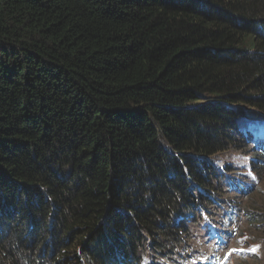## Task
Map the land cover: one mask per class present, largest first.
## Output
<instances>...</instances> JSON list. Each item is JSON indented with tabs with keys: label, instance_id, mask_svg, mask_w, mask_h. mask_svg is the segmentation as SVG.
I'll return each instance as SVG.
<instances>
[{
	"label": "trees",
	"instance_id": "obj_1",
	"mask_svg": "<svg viewBox=\"0 0 264 264\" xmlns=\"http://www.w3.org/2000/svg\"><path fill=\"white\" fill-rule=\"evenodd\" d=\"M263 171L264 0H0V264H191Z\"/></svg>",
	"mask_w": 264,
	"mask_h": 264
},
{
	"label": "rangeland",
	"instance_id": "obj_2",
	"mask_svg": "<svg viewBox=\"0 0 264 264\" xmlns=\"http://www.w3.org/2000/svg\"><path fill=\"white\" fill-rule=\"evenodd\" d=\"M221 163H223V161H221ZM250 173L253 177L257 176L256 173H254L253 171H250ZM259 176L262 178V185L260 190L256 193L251 194L246 199H242L244 203L246 202L244 206L250 212H253L254 220L257 218L264 217V206L263 204H261L264 200L262 199L264 197V173L262 175L259 174ZM227 220L244 219H242L241 217L235 219L224 218V221L222 223L224 225V227H222L224 232L233 235L232 231L228 227L229 222ZM202 226L204 228L206 227L205 230L207 231V237H210L209 240H211L214 236H218V229L213 224L206 222ZM245 227L242 231V234L238 235L237 237L230 238L227 235L221 236L219 244H213L209 242V247L207 250H194L189 255L192 260L191 264H264V237H262L263 241H261V237L257 238L256 240L255 236L252 235V233H255L253 232V228L250 229L251 226L248 224H246ZM259 227L264 229V225H260ZM259 243L262 246L260 250ZM253 248H255L256 250L253 251ZM230 259H232L233 262ZM143 264H153V259L147 260Z\"/></svg>",
	"mask_w": 264,
	"mask_h": 264
},
{
	"label": "bare ground",
	"instance_id": "obj_3",
	"mask_svg": "<svg viewBox=\"0 0 264 264\" xmlns=\"http://www.w3.org/2000/svg\"><path fill=\"white\" fill-rule=\"evenodd\" d=\"M229 154V153H228ZM264 172V171H263ZM257 173H259V172H257ZM259 174H261V173H259ZM262 175V174H261ZM228 191V190H227ZM240 203H241V201H239ZM244 202V201H243ZM246 203V202H245ZM244 203V204H245ZM261 203V202H260ZM261 204H263V203H261ZM227 219H229V218H227ZM243 221V220H242ZM241 221V222H242ZM256 221V220H255ZM244 222V221H243ZM245 222H246V220H245ZM247 222H249V221H247ZM251 222H253V220L251 221ZM256 222H258V220L256 221ZM244 224V223H243ZM246 224H248V223H246ZM255 225V224H254ZM235 226V225H234ZM254 227V226H253ZM257 227H259V226H257ZM256 227V228H257ZM233 228V227H232ZM246 228V227H245ZM250 229H252V227L250 228ZM262 229V228H261ZM254 231L253 232H257L258 230H256V229H253ZM256 230V231H255ZM232 231V230H231ZM260 231V230H259ZM258 231V232H259ZM263 233V232H262ZM255 233H253V235H254ZM260 234V233H259ZM264 235V234H263ZM262 236V235H261ZM262 238V237H261ZM261 241H263V238H262V240ZM187 243H189V242H187ZM192 245L194 246V244L192 243ZM198 248V247H197ZM190 249V248H189ZM194 249V248H193ZM221 249V248H220ZM221 251V250H220ZM216 252H218V251H216ZM263 256V255H262ZM229 259V258H228ZM222 260V259H221ZM232 262H233V260L232 259H230ZM230 260H229V262H230ZM209 261V260H208ZM260 261V260H259ZM178 262V261H177ZM178 263H180V262H178ZM218 263V262H217ZM219 263H220V261H219Z\"/></svg>",
	"mask_w": 264,
	"mask_h": 264
},
{
	"label": "snow or ice",
	"instance_id": "obj_4",
	"mask_svg": "<svg viewBox=\"0 0 264 264\" xmlns=\"http://www.w3.org/2000/svg\"><path fill=\"white\" fill-rule=\"evenodd\" d=\"M249 175H251V173H249ZM253 179H255V177H253ZM252 250H253V251H255L256 249H255V248H253ZM233 251H235V250H233Z\"/></svg>",
	"mask_w": 264,
	"mask_h": 264
}]
</instances>
